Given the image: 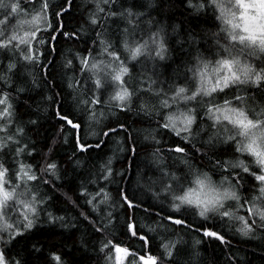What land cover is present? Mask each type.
I'll return each mask as SVG.
<instances>
[{
    "label": "snow or ice",
    "instance_id": "1",
    "mask_svg": "<svg viewBox=\"0 0 264 264\" xmlns=\"http://www.w3.org/2000/svg\"><path fill=\"white\" fill-rule=\"evenodd\" d=\"M177 4L195 20L210 14L215 31L201 36L185 31L182 23H165L163 18L170 19ZM71 6L72 0L58 6L52 0H0V264H26L13 249L30 239L42 213L48 223L68 227L65 217L47 211L53 197L38 187H64L67 168L53 158L57 143L68 144L71 137L73 152L65 164L75 170L82 163L78 156L102 149L130 127L120 117L133 110L141 123L144 117H159L144 139L160 145L162 134L174 137L167 151L182 167L163 163L157 147L152 175L150 169L138 171L122 185L127 168L117 169L118 153L136 152L135 139L126 135L123 143L114 141L116 149L99 164L98 173L90 174L92 191L81 183L78 194L72 189L64 193L74 207L84 200L80 216L101 237L93 250L103 264H201L205 238L222 245L231 244L228 233L244 239L260 233L264 239V0H87L91 47L64 64L72 71L79 60L80 78L74 74L66 86L81 115L65 113L61 93L46 97L58 129L47 152L40 154L42 163L34 164L36 143L18 119V105L40 83L22 70L49 67L43 63L44 49L55 51L59 37L80 38V31L65 30L64 16ZM109 21L117 27H106ZM203 39L210 45L204 50L199 43ZM185 44L187 59L173 77L160 81L175 46L183 49ZM137 65L150 69L151 77L132 84ZM145 94L155 102L143 100ZM85 118L100 129L95 143L81 134ZM27 123L34 131L40 126L38 118ZM128 139L132 145L125 147ZM114 183L115 196L110 188ZM117 206L125 212L126 241L108 231L116 219L111 209ZM138 208L155 226L140 227ZM188 234H193L191 244ZM29 251L41 249L32 243ZM50 259L67 264L56 252Z\"/></svg>",
    "mask_w": 264,
    "mask_h": 264
},
{
    "label": "trees",
    "instance_id": "2",
    "mask_svg": "<svg viewBox=\"0 0 264 264\" xmlns=\"http://www.w3.org/2000/svg\"><path fill=\"white\" fill-rule=\"evenodd\" d=\"M52 2L58 6L63 3V0H52ZM128 2L130 3L131 0H128ZM86 6L87 0H72V6L64 16V22L67 25L65 30L80 31V38L78 40H68L62 36L59 37L55 41V51L49 53L47 48L44 49L46 58L43 63L50 65L49 67L44 69L30 67L27 70H22L32 73V76H29V80L34 76L40 83V87L32 88L25 95L21 96L20 104L18 105V119L26 125L27 137L35 140L36 143L37 154H34V158L31 160L34 164L42 163L40 154L47 152V146L54 142L52 138L56 136L58 129V121L46 97L53 93H61L63 95L65 113L72 112L76 117L81 115L73 106V97L69 95V90L66 86L67 78H71L74 74L76 78H80L79 60L77 59L73 62L72 71L66 70L64 64L66 60L72 59L77 54L85 53L86 49L91 47L94 32L91 26L86 24ZM54 10H58V8ZM174 13L170 19L167 16L164 17V22L177 26L182 23L185 31L194 30L201 36L205 34V30L211 29L215 31L214 21L211 19L210 14L208 16H201L199 20H195L189 13L184 12L183 7L179 4H177ZM153 15L155 16L156 13H153ZM81 26H83L84 30L81 29ZM107 26H110L112 29L117 27L111 21L108 22ZM168 31L171 32V28ZM199 43L202 50L210 47L207 39L200 40ZM175 47L176 51L172 54L173 58L167 62L170 66L164 71V74L160 77V81H167L169 77H173L177 65L187 59L185 53L188 51V45L185 44L183 49H180L178 45ZM180 70L182 71L183 69L181 68ZM147 77H151L150 69L145 71L140 65H137L129 82L135 84L137 80ZM45 80H47V85L44 84ZM157 86L166 88L167 83H158ZM80 91L83 92V89ZM257 95L259 97V94ZM142 99L155 102V98L148 94H145ZM139 103L140 101H137V104ZM37 113L39 114L38 116ZM37 118L39 119L40 126L34 131L27 122L30 119ZM120 119L126 120L130 127L126 131H122L119 136H113L108 139L107 144L102 149H93L78 156V159L82 163L75 170H73V165L65 164L67 157L73 152L71 137H69L68 144H64L62 140L57 143L53 158L58 160L62 167L67 168V175L62 180L64 187L56 191L52 185H43L41 183L39 190L47 192L53 197L47 205V211L52 212L56 216L65 217L64 223L68 227H62L60 222L55 224L48 223L47 217L42 213L41 222L28 234L30 239L28 241H20L16 245V248L13 249L14 253L21 252L26 264H53L50 259L51 252L61 254L67 261V264H103V258H98V253L93 250V246L98 244L101 237L95 232L92 225L80 216V211L85 210L84 200L79 199L80 207H74L66 201L64 193L72 189L78 194V186L81 183L85 184L89 188V191L94 189L95 186L89 183L94 176L90 174L98 173L99 164L107 156L112 155V150L116 149L114 141L120 140L123 143L126 135L134 138L136 141L134 145L136 148L135 153H128L127 151L118 153L121 164L116 165L117 169H121L122 165L127 168L125 179L121 182L122 185H127L129 178L134 180L135 174L138 171H149L150 169L149 175H151V169L156 166L153 162L152 154L157 147L161 148L163 163L166 165H172L177 159L175 158L174 160L173 155L167 151L173 139H175L174 137L162 134L158 137L161 140L160 145H156L151 139H144L148 132L155 129L156 121L159 119L158 116L153 115L151 118L144 117L141 123V118L133 110L127 116L121 115ZM99 131V127L92 126L91 122L85 118L81 131L85 140L95 143L94 133H98ZM130 145H132V139H128L125 147ZM125 157L127 158L126 160ZM175 165L177 167L178 162H175ZM117 181H119V178H117ZM110 188L113 196H115L116 184H112ZM132 188H135V184L132 185ZM111 211L116 219L108 227V231L116 235L120 241H126L127 237L122 235L125 212L119 206L111 209ZM135 217L141 228H145L149 224L155 226L152 218L146 216L139 208L135 211ZM228 237L231 240L230 245H222L219 242L209 243L207 238H205V242L201 246V264H264V239L260 238V233H257L255 239H244L232 233H228ZM185 239L191 244L193 234H188ZM32 243H37L41 251L31 253L29 249ZM135 246L139 247L138 241L135 242ZM22 249L23 251H21Z\"/></svg>",
    "mask_w": 264,
    "mask_h": 264
},
{
    "label": "rangeland",
    "instance_id": "3",
    "mask_svg": "<svg viewBox=\"0 0 264 264\" xmlns=\"http://www.w3.org/2000/svg\"><path fill=\"white\" fill-rule=\"evenodd\" d=\"M164 162H166V161H164ZM175 162H178V166L177 167H182V165L179 163V159L178 158L175 160ZM155 169H156V166L151 169V175H152V172L155 171ZM157 175H158V173H157ZM216 178L218 179V177H216ZM40 185H41V183L38 185L39 188H40Z\"/></svg>",
    "mask_w": 264,
    "mask_h": 264
}]
</instances>
